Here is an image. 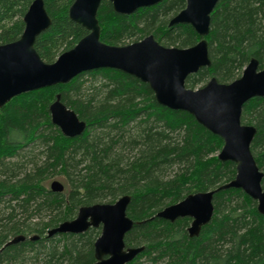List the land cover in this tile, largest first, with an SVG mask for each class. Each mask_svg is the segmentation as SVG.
<instances>
[{
    "label": "trees",
    "instance_id": "obj_1",
    "mask_svg": "<svg viewBox=\"0 0 264 264\" xmlns=\"http://www.w3.org/2000/svg\"><path fill=\"white\" fill-rule=\"evenodd\" d=\"M73 1L44 0L52 23L34 46L47 63L88 33L69 17ZM32 2L0 0V44L20 38ZM185 5L186 0H162L125 15L102 0L101 40L125 45L152 31L170 46H192L200 36L190 25L169 26L168 18ZM207 39L211 66L189 75L187 87L213 76L232 81L252 58L263 68L264 0H219ZM57 93L86 122L81 135L67 137L52 123L49 106ZM241 121L257 129L251 151L264 172V97L244 104ZM36 146L42 154L37 159ZM222 146L223 139L193 115L159 104L147 83L117 69L85 71L66 84L14 97L0 108V264H92L100 227L79 234L48 231L74 219L81 206L113 203L125 194L135 223L125 235L126 247L144 246L127 264H264V214L242 189L214 194L213 217L196 237L188 233L190 217L171 222L156 215L235 177L236 164L218 158ZM174 167L179 172L166 179ZM58 173L67 179V193L50 189ZM18 236L25 239L9 243Z\"/></svg>",
    "mask_w": 264,
    "mask_h": 264
},
{
    "label": "water",
    "instance_id": "obj_2",
    "mask_svg": "<svg viewBox=\"0 0 264 264\" xmlns=\"http://www.w3.org/2000/svg\"><path fill=\"white\" fill-rule=\"evenodd\" d=\"M110 1L115 12L129 15L162 0ZM218 1L186 0L185 7L170 18L169 26L188 24L200 36L194 45L181 48L165 46L153 34L125 45L106 43L101 40L97 18L102 0H74L69 7V17L88 33L54 62L47 63L34 44L50 27L52 19L44 0H33L23 16L25 26L20 38L0 44V108L16 96L66 84L85 71L112 68L131 74L150 86L159 104L190 113L198 123L220 136L223 146L219 160L236 164V175L229 182L213 190L188 194L156 215L171 222L190 217L189 236H199L213 217L214 194L228 188L242 189L257 201L259 213L264 214V172L251 151L257 129L241 121L244 104L254 97H264V67L260 68L258 59L252 58L242 75L229 83L220 82L213 76L199 88L186 86L189 75L211 66L207 36L211 29V14ZM49 110L52 123L65 136L73 138L86 130V122L62 101L61 93L56 94ZM50 189L62 192L65 186L61 181L53 180ZM129 202L130 195L125 194L114 203L81 206L74 219L49 229L48 236L79 234L90 227L101 226V234L94 242L95 261L92 264H127L144 250V246L126 247L125 244V235L135 224L127 214ZM24 239L18 236L9 243Z\"/></svg>",
    "mask_w": 264,
    "mask_h": 264
},
{
    "label": "rangeland",
    "instance_id": "obj_3",
    "mask_svg": "<svg viewBox=\"0 0 264 264\" xmlns=\"http://www.w3.org/2000/svg\"><path fill=\"white\" fill-rule=\"evenodd\" d=\"M171 17H172V16H170L168 19H170ZM148 34H153V32H152V31H149L148 33L145 34V36L148 35ZM145 36H144V37H145ZM144 37H143V38H144ZM134 39H136V38H134ZM136 40H137V39H136ZM158 41H159V40H158ZM159 42H160L161 44L165 45V46L170 47V45L167 44L164 40H161V41H159ZM173 46H177V47H178L179 45H178V44H174ZM241 75H242V74H241ZM241 75H240V76H241ZM240 76L238 75L236 78H238V77H240ZM236 78H235V79H236ZM99 79H101V78H99ZM209 80H210V79H209ZM209 80H208V81H209ZM208 81H207V82H208ZM232 81H233V80H232ZM207 82H206V83H207ZM229 82H231V81H229ZM229 82H226V83H229ZM206 83L203 82V83L199 84L197 88H199V87L205 85ZM16 116H20V115H19V114H16ZM245 124H246V123H245ZM126 152H127V151H126ZM219 152H220V151H219ZM219 152H218V154H219ZM34 154H36V159L39 158V157L41 158V156H42V154H41V147L36 146V149L34 150ZM29 160H30V156H29V157H28V156H27V157H24V158L22 159V161H23L24 164H27ZM179 170H180V169H178V167H174V168H172V169L166 171V174H165V175L167 176L166 179L175 176V175L179 172ZM58 172H60L59 169H58ZM63 175H64V174H61V173H58V174L54 175V176L50 179V181H49V186H50V183H51L53 180H59V181H61V182L65 185V189H64L65 191H64V192L67 193V192L69 191V186H68V183H67V181H66L67 179H66ZM117 199H118V198H117ZM117 199H116V200H117ZM116 200H115V201H116ZM115 201H114V202H115ZM114 202H113V203H114ZM104 203H107V202H104ZM101 231H102V228H101V226H100V232H99L98 236H100Z\"/></svg>",
    "mask_w": 264,
    "mask_h": 264
}]
</instances>
